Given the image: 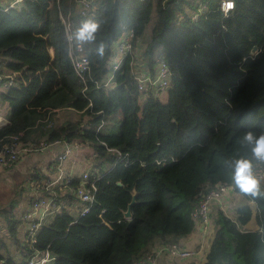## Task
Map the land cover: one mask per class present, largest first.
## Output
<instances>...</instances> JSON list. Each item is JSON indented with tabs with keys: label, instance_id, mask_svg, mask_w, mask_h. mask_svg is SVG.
Wrapping results in <instances>:
<instances>
[{
	"label": "trees",
	"instance_id": "1",
	"mask_svg": "<svg viewBox=\"0 0 264 264\" xmlns=\"http://www.w3.org/2000/svg\"><path fill=\"white\" fill-rule=\"evenodd\" d=\"M221 1L94 0L85 15L76 0L0 6V67L21 73L10 86L0 81V105L9 109L0 148L21 145L39 152L40 145L77 143L93 159L67 182L51 185L56 167L49 173L32 168L14 185L12 193L20 196L34 184L25 198L28 207L46 199L54 211L41 221L34 242L24 239L21 249L13 243L20 261L9 256L0 236V264H29L45 251L51 259L44 264H133L155 246L190 235L193 210L217 184H233L253 211L238 205L228 216L213 204L202 264H264V197L242 192L233 178L237 160L264 167L244 141L249 131L264 134V0H232L226 14ZM59 14H69L73 39L89 60L83 79L73 70ZM89 21L99 25L95 40H77ZM126 30L138 53H128L104 86L112 44ZM132 56L151 74L157 59L165 61L171 73L161 93L165 101L138 90ZM84 173L93 197L72 214ZM261 184L264 189V178ZM134 193L127 219L123 214ZM8 203L0 215L12 237L19 201L10 197ZM81 207L87 208L83 214ZM252 217L256 228L248 227ZM162 257L168 256L158 261Z\"/></svg>",
	"mask_w": 264,
	"mask_h": 264
},
{
	"label": "built area",
	"instance_id": "2",
	"mask_svg": "<svg viewBox=\"0 0 264 264\" xmlns=\"http://www.w3.org/2000/svg\"><path fill=\"white\" fill-rule=\"evenodd\" d=\"M23 0H14L10 3L7 8L13 7L15 3H21ZM94 0H76L77 11L80 15H85L92 7ZM232 0H222L220 7L224 14L229 10H232L233 7ZM203 9V7H202ZM197 14H194L192 18H196ZM59 18L63 24L64 34L68 42V56L70 58L73 70L75 74L83 79L84 74L89 70V60L83 55L82 45L78 42H75L72 35V26L69 20V14L62 16L59 14ZM134 42V36L131 30H126L122 32L112 44V59L110 61L111 70L108 72L107 77L104 80V86H109L113 73L118 69L120 62L123 61L125 56L128 53H134L137 55V51H132V45ZM49 54L52 58L51 50ZM136 62L133 64L134 67V78L137 84L139 91H149L154 96H159L162 91L167 87L170 81V70L166 65L163 59H157L155 65V71L153 74L147 71V69L138 61V56H132ZM19 71H2L0 67V81L6 80V85L10 86L15 82V78L20 76ZM24 84L27 83L23 81ZM54 144L61 145L60 153L56 158V167L59 170V173L55 180L51 182V185L60 182L62 179H65L67 182L72 178V175L65 174L61 171L59 166L60 163L67 160L72 154L76 153L80 148V145L77 143H64V142H55ZM52 144V145H54ZM48 147V146H47ZM45 145L39 146V151L45 149ZM32 147L29 146H14V147H5L0 148V167H12L18 160V155L22 152H31ZM254 172L261 179L264 178V167L258 165L254 169ZM263 174V176H261ZM63 175V176H62ZM87 178V174L82 175V180L79 182L78 188L76 190V197L79 202L85 203L91 201L93 194L90 189H87L84 185V181ZM236 189L233 184H217L211 188L207 193H205L198 202V205L192 212V219L199 221L201 225L200 232V244L198 248L188 249L179 242L171 244H159L155 246L150 252H148L143 257L135 260L133 264H156L160 255L165 254L169 258H174L180 261L192 259L200 253L202 243L206 238V233L208 226L211 222L210 211L213 207V204H221V208L225 210L226 208L222 205V202H226L228 196H231L235 193ZM226 204V203H225ZM51 203L46 199H40L32 204L27 211L22 215V219L25 220L26 242H34V235L38 230L43 217L51 208ZM87 211V208H80V213L83 214ZM51 259L48 252L45 251L42 254L36 253L34 257L28 260L29 264H44Z\"/></svg>",
	"mask_w": 264,
	"mask_h": 264
},
{
	"label": "rangeland",
	"instance_id": "3",
	"mask_svg": "<svg viewBox=\"0 0 264 264\" xmlns=\"http://www.w3.org/2000/svg\"><path fill=\"white\" fill-rule=\"evenodd\" d=\"M14 0H0V6L1 7H5L7 6L9 3H12ZM21 3H15L14 4V7H19ZM161 100L162 101H165V98H163V94L160 95ZM159 97V98H160ZM87 148V147H86ZM84 148L85 150L77 156V158H81L80 160L81 163H80V171H83V170H86L88 169L92 162H93V159L91 158V156H88V157H85V154H88V151H89V148ZM24 153L18 155V160L16 161V163L14 165L18 166L19 167V170L23 169L22 172H20L18 174V172H15L13 175L10 174L9 178L8 179H11L12 177H15L18 181H22V180H25V178L27 177V175L32 172V168H35V167H38L39 169H41V163H39L37 161V159L39 158L40 159V155H38V151H31L28 152L26 155H23ZM26 156H28L30 159V161H32V163H28L27 162V158ZM27 163V165L25 164ZM29 164V165H28ZM13 165V166H14ZM13 166L11 167H0V174L1 173H5V172H11V169L13 168ZM15 166V167H16ZM26 176V177H25ZM263 176V174L261 175ZM25 177V178H24ZM7 181V180H6ZM12 183L15 182V180H11ZM17 182V181H16ZM11 183V184H12ZM31 185H34V184H31ZM262 185V184H261ZM11 191V190H10ZM8 191V188L5 186V183L3 184H0V208H5L6 210H9V207H10V204L8 203V201L10 200V197H14L16 194H13L12 192ZM9 194L10 197H9ZM233 199H231L230 202H225L227 204H225L224 202H222V205H224V207L226 208V214L228 216H231L233 215V210L236 206L238 205H248L250 206L251 210L253 211V205L252 203L250 202V200L246 199L245 197L241 196V195H231ZM24 201H26V199H24ZM78 204L81 205V203L79 202L78 200ZM78 207V205H76ZM82 208V207H81ZM26 210V205L23 204V205H18L14 210H13V216L14 218L16 219H19L20 222H18V227H17V230H16V234L15 236H9V233H8V226H7V221H6V218H5V215H0V236L3 237V239L7 242V244L9 245L8 246V254L9 256H11L15 261H20L21 260V255L19 253V250L21 249V246L23 245V235H22V231L23 229L25 228V225H26V222L23 221L21 219V216H22V213ZM71 210V209H70ZM73 210L75 211H70L72 212V214H76L77 210L75 208H73ZM54 210H50L48 213H50L48 217H52L53 212ZM193 223H194V228H195V231H199V233L201 232V225L199 223V221L197 220H193ZM211 227H212V221L210 222L209 226H208V229H207V233H206V238L205 240L208 239V243L210 241V230H211ZM248 227L250 228H256V224H255V220L254 218L252 217L248 223ZM15 242H18L19 243V246H20V249L17 250V247H15L13 245V243ZM207 250V248H206ZM0 252H3V251H0ZM203 259H205V257H202ZM197 264H201L199 262V260H197ZM170 263L172 264H178L177 261L175 260H171Z\"/></svg>",
	"mask_w": 264,
	"mask_h": 264
},
{
	"label": "crops",
	"instance_id": "4",
	"mask_svg": "<svg viewBox=\"0 0 264 264\" xmlns=\"http://www.w3.org/2000/svg\"><path fill=\"white\" fill-rule=\"evenodd\" d=\"M51 53H52V51H51ZM52 55H53V53H52ZM8 114H9V109L5 105H0V127L5 125L8 122ZM84 148L85 147L80 146V148L78 149V151L76 153L72 154L67 160H65L59 164L61 171L63 173L70 174V175H75V174L80 175L82 173V171H80V166H79L82 160H80L81 158H77V156L82 152V150L83 151L85 150ZM60 150H61V145L54 144V145H50V146L46 147L45 149L40 150L38 152L39 153L38 155H40L41 157H40V159L38 158L37 161L39 163H41V172L42 173H49L53 168L56 167V165H57L56 164V158H57L58 154L60 153ZM22 153H24L23 155H26L28 152H22ZM90 153L91 152L88 151V154H85L84 158L90 156ZM26 158L28 159L29 157L26 156ZM27 162L29 164L32 163V161H30V159H28ZM25 165H27V163ZM15 166L16 165L13 166V168L11 169V172L9 171V172H5V173L0 174V184L5 183V186L8 188V191L11 190L10 192H13L15 190L14 185L21 184L23 182V180L18 181L15 177L8 179L10 174L13 175L15 172H18V174H19L20 172H22V170H24V168L19 170V167L18 166L15 167ZM35 168H38V167H35ZM56 170H57V167H56ZM51 173H52V178L55 176L57 177V175H58V172L55 170L51 171ZM28 176H29V174L27 175V177ZM27 177H26V179H27ZM13 179L15 180L14 183L11 182V180H13ZM34 187H36V186L32 185L28 188L29 191H23V192H21L20 196L17 194H16L17 196L16 195L14 196L15 198L17 197V200L19 201L18 205H23V204L26 205L25 211H27L29 209V207L27 204L28 200L24 201V199L26 197H29L32 194V192L36 190V189H34ZM10 195L11 194H9V197H10ZM232 195H239V194H237L235 192ZM233 198H231V199H233ZM231 199H228L227 202ZM77 205H78V207H80V205L78 203H77ZM78 207L76 206L75 203H73L72 208L78 209ZM49 214L50 213L47 212L46 215L43 217L42 221L45 218H47V216ZM26 226H27V224L25 225V228L22 231L23 232L22 233L23 240L25 237ZM200 241H201L200 233H199L198 229H197V231H195V228H194L193 232L190 235H188L185 238L180 239L178 242L188 249H195V248L199 247ZM208 246H209V243H208V239H207V240L203 241L202 247L200 249V253L192 259L180 261V260H177L174 258L162 257L159 261H157L156 264H172V263H170L171 260L177 261L178 264H197L198 263L197 260H199V262L202 264L204 261V259L202 257H205L206 248H208Z\"/></svg>",
	"mask_w": 264,
	"mask_h": 264
},
{
	"label": "clouds",
	"instance_id": "5",
	"mask_svg": "<svg viewBox=\"0 0 264 264\" xmlns=\"http://www.w3.org/2000/svg\"><path fill=\"white\" fill-rule=\"evenodd\" d=\"M231 7H234V5H231ZM98 28V24L90 21L85 22L77 33V40L94 41L95 33ZM98 51L99 54L103 56L104 45H101ZM244 141L252 146L251 151L253 156L259 161H264V134L257 137L253 132L249 131L245 134ZM233 178L242 192L254 197H264V189L261 187V178L254 172L251 160L240 159L235 161Z\"/></svg>",
	"mask_w": 264,
	"mask_h": 264
},
{
	"label": "water",
	"instance_id": "6",
	"mask_svg": "<svg viewBox=\"0 0 264 264\" xmlns=\"http://www.w3.org/2000/svg\"><path fill=\"white\" fill-rule=\"evenodd\" d=\"M256 51V48L253 47V49L251 50L252 53H254ZM135 203V193L132 196V199L130 201V203L128 204L127 210L124 212L123 216L124 218L129 219L131 217V212H130V208L131 206Z\"/></svg>",
	"mask_w": 264,
	"mask_h": 264
}]
</instances>
